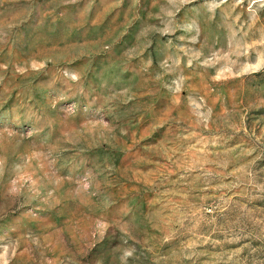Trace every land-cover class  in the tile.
Here are the masks:
<instances>
[{
  "label": "rangeland",
  "instance_id": "rangeland-1",
  "mask_svg": "<svg viewBox=\"0 0 264 264\" xmlns=\"http://www.w3.org/2000/svg\"><path fill=\"white\" fill-rule=\"evenodd\" d=\"M0 264H264V0H0Z\"/></svg>",
  "mask_w": 264,
  "mask_h": 264
}]
</instances>
